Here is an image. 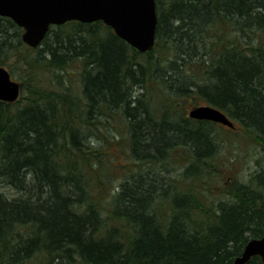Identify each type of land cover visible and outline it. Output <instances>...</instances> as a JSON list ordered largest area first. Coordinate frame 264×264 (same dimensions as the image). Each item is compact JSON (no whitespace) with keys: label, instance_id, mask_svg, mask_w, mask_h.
<instances>
[{"label":"trees","instance_id":"trees-1","mask_svg":"<svg viewBox=\"0 0 264 264\" xmlns=\"http://www.w3.org/2000/svg\"><path fill=\"white\" fill-rule=\"evenodd\" d=\"M155 3L146 52L101 20L54 25L25 48L22 28L0 16V66L29 96L22 106L0 100V264H231L249 238L264 236V164L206 212L195 192L150 170L177 160L197 176V163L215 153L216 123L188 117V100L256 135L264 160V0ZM42 80L68 82L65 99ZM147 87L157 91L153 107ZM104 114L107 122L89 124ZM108 124L138 167L114 195L103 194L113 164L103 169L104 153L88 145Z\"/></svg>","mask_w":264,"mask_h":264},{"label":"rangeland","instance_id":"rangeland-1","mask_svg":"<svg viewBox=\"0 0 264 264\" xmlns=\"http://www.w3.org/2000/svg\"><path fill=\"white\" fill-rule=\"evenodd\" d=\"M226 33L228 32L225 30V34ZM230 37H232L231 33H228V36L226 35L225 39H230ZM23 44L26 48V44ZM146 56L147 55L140 56L141 58H139L138 60L144 61V59L147 58ZM157 56V52H152V58ZM76 67L77 65L69 66V68L72 70H76ZM56 71H54L55 74L62 75V72L60 70ZM70 74L72 75L73 73ZM47 75L48 78L46 79H49L50 72H48ZM12 78L20 83V93L16 100H18V103L20 104L19 106H22L27 103V100H29L28 88L27 86H25V88L22 89L21 81L16 76H12ZM46 81L47 80H45L44 82V80H42V82L39 84L42 86H46L49 93H52L53 91L55 92V95L60 97V99H65L63 92H65L66 86H68V82H57L59 84L58 85L56 83H49ZM70 87L73 90L72 95L77 97L79 95L78 92L80 90V85L76 78L73 79ZM138 87L139 86H137L138 92H142V89ZM147 88L146 98L149 97L150 99H152L150 100L148 98L150 103L149 106L153 107L155 102L154 100L158 97L157 91L152 87ZM31 91L32 88L30 87V92ZM200 104L203 103L200 101ZM191 105H193V101L191 102L189 100L187 104L184 105V108H186V113L187 110L191 108ZM79 113L80 111H78V114ZM108 120L109 118L104 114L99 119L93 118L92 122L89 124L94 126L98 123L101 124L103 122H107ZM75 125L76 123L72 124V126ZM110 127L111 124H108L104 127H101L100 129V131H102L101 133H104L105 139L107 141H103L100 138V133L96 136L91 135L90 139L88 140V145L94 147V149L98 150L99 152L104 153L102 154L104 155V157H102L103 161H105L103 169L104 167L107 168V165L113 164L112 168H110V172L113 173V180H111V186L109 187L110 192L108 193L106 191H103V194L114 195L113 193L120 188V183L124 180H128L133 174L130 172V170L133 169V167L138 170V167L136 166V162L133 161L132 157L128 153H126L124 149L125 146L123 147L121 145H115V140H120L121 136L114 130L113 127ZM212 127L217 134L215 153L213 154V156H211L210 159L208 158V160H205L202 163H197V176L190 175L189 172L193 170H186V167L183 165V163L177 160H175L176 162L174 161V166L164 164L160 165V168H156L154 166H151L150 168V170L153 169V171L151 172H155V174L163 176L165 175L167 177V179H164L165 181L168 180L170 182V180H172L173 183L176 182V185H179L180 189L184 188L195 192L200 198V202H202V205L199 207V209H202L204 211L206 208H210L211 206V208L216 207L219 200H226L229 197V192L232 190L234 184H250L252 175H254L264 164L262 144L260 139L256 135H253L248 131L244 132L241 126H236L235 128L230 129L228 128V126H223L216 123L213 124ZM80 130H83V128H80ZM115 134H117L116 137ZM110 139H112L113 142L110 141ZM110 143H113L114 146H110ZM120 152L122 154H120ZM119 163L123 165L120 166V168L118 167ZM145 169H147V167H145ZM102 171L104 172V170ZM180 191L185 190L182 189ZM167 200L166 202H168ZM109 201L110 198H108V196H105L101 199L103 211H105V209L109 210ZM163 203L164 202H162L161 205H163Z\"/></svg>","mask_w":264,"mask_h":264},{"label":"water","instance_id":"water-1","mask_svg":"<svg viewBox=\"0 0 264 264\" xmlns=\"http://www.w3.org/2000/svg\"><path fill=\"white\" fill-rule=\"evenodd\" d=\"M0 16L21 27V40L33 48L40 44L51 25L70 20H101L139 52L151 50L155 43V0H0ZM19 92L20 84L0 66V100L13 102ZM188 116L234 126L223 111L209 104L190 108ZM255 255L264 262V236L249 238L231 264H245Z\"/></svg>","mask_w":264,"mask_h":264},{"label":"bare ground","instance_id":"bare-ground-1","mask_svg":"<svg viewBox=\"0 0 264 264\" xmlns=\"http://www.w3.org/2000/svg\"><path fill=\"white\" fill-rule=\"evenodd\" d=\"M156 4V3H155ZM154 45H155V43H154ZM154 47V46H153ZM5 67V66H4ZM6 68V67H5ZM7 69V68H6ZM7 71H8V73L10 74V77H11V79H13V80H15L14 78H12V76H11V72H10V70L9 69H7ZM199 105H205V104H199ZM210 105V104H209ZM213 106V105H212ZM215 107V106H214ZM192 108V107H191ZM217 108V107H216ZM219 109V108H218ZM190 109H188L187 110V116H188V111H189ZM221 110V109H220ZM222 111V110H221ZM189 117V116H188ZM191 118V117H190ZM130 172H131V170H130ZM119 177V176H118ZM117 177V178H118ZM116 178V179H117Z\"/></svg>","mask_w":264,"mask_h":264},{"label":"flooded vegetation","instance_id":"flooded-vegetation-1","mask_svg":"<svg viewBox=\"0 0 264 264\" xmlns=\"http://www.w3.org/2000/svg\"><path fill=\"white\" fill-rule=\"evenodd\" d=\"M223 126H225V125H223ZM233 129V128H232Z\"/></svg>","mask_w":264,"mask_h":264}]
</instances>
